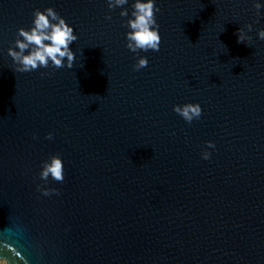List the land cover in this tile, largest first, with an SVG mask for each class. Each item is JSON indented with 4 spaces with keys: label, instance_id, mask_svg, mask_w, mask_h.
<instances>
[{
    "label": "water",
    "instance_id": "1",
    "mask_svg": "<svg viewBox=\"0 0 264 264\" xmlns=\"http://www.w3.org/2000/svg\"><path fill=\"white\" fill-rule=\"evenodd\" d=\"M258 2L156 0L160 49L133 53L125 33L135 0L112 8L109 0H0V256L264 264ZM47 7L74 27L73 67L15 72L7 50ZM138 56L149 63L136 70ZM186 102L202 107L191 123L173 111ZM53 154L64 162L62 182L39 175ZM38 185L56 191L45 196Z\"/></svg>",
    "mask_w": 264,
    "mask_h": 264
},
{
    "label": "clouds",
    "instance_id": "2",
    "mask_svg": "<svg viewBox=\"0 0 264 264\" xmlns=\"http://www.w3.org/2000/svg\"><path fill=\"white\" fill-rule=\"evenodd\" d=\"M127 0H115V4L109 0L108 7L123 6ZM134 11L127 22L129 29L125 33L126 47L133 53L142 51H159L161 35L157 24L155 13L159 10L156 7V0H135ZM259 10L264 7V0H259L255 5ZM122 16H128L127 11L121 12ZM106 19H111L110 16ZM247 31H251V26H247ZM257 37L264 40V29L257 31ZM246 38L245 29L238 32V42H244ZM78 39L74 27L69 24L64 17L57 13L54 8L47 7L43 10L35 9L32 23L29 28L20 27L17 30V38L14 41L15 47H9L8 55L15 65V72L26 73L38 68H62L73 67L76 53L70 45ZM248 39H251L248 37ZM146 56H138L134 69L139 70L148 65ZM173 111L180 115L186 122L191 123L194 119H199L202 114V107L198 102H186L173 105ZM47 138H52V133L47 134ZM208 148L214 149L215 144L207 141ZM203 159L210 158L211 153L204 150L201 153ZM40 178L47 180L51 177L55 181L64 179V162L60 155L53 154L42 162ZM38 190L45 196L56 191L48 187L37 186ZM0 264H9L8 260L0 256Z\"/></svg>",
    "mask_w": 264,
    "mask_h": 264
}]
</instances>
